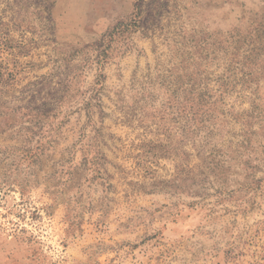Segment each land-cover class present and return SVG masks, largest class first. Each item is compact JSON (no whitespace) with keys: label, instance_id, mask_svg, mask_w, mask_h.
Wrapping results in <instances>:
<instances>
[{"label":"rangeland","instance_id":"374dc122","mask_svg":"<svg viewBox=\"0 0 264 264\" xmlns=\"http://www.w3.org/2000/svg\"><path fill=\"white\" fill-rule=\"evenodd\" d=\"M206 5L0 0V264H264V0Z\"/></svg>","mask_w":264,"mask_h":264},{"label":"crops","instance_id":"0c3cea01","mask_svg":"<svg viewBox=\"0 0 264 264\" xmlns=\"http://www.w3.org/2000/svg\"><path fill=\"white\" fill-rule=\"evenodd\" d=\"M131 1L132 4V0ZM224 0H207V5L206 7L203 6V13L205 14V16L207 17L208 14L209 15H219L221 17H223L222 21L227 22L230 18L228 16V12L231 9L232 13L234 12V10L241 11V6L239 5V0H227L224 1L223 4H220V2H222ZM234 15V14H233ZM232 24V21H231ZM212 30L214 31L215 29L212 28Z\"/></svg>","mask_w":264,"mask_h":264}]
</instances>
